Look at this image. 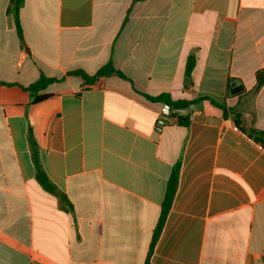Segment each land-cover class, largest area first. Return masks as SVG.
Returning a JSON list of instances; mask_svg holds the SVG:
<instances>
[{"label": "crops", "instance_id": "obj_1", "mask_svg": "<svg viewBox=\"0 0 264 264\" xmlns=\"http://www.w3.org/2000/svg\"><path fill=\"white\" fill-rule=\"evenodd\" d=\"M12 1L0 0V264H264V0H25L18 19ZM110 62L125 78L86 81ZM43 76L52 96L32 103ZM163 94L193 102L188 126L156 130L166 103L147 96ZM30 135L58 193L37 179Z\"/></svg>", "mask_w": 264, "mask_h": 264}, {"label": "trees", "instance_id": "obj_2", "mask_svg": "<svg viewBox=\"0 0 264 264\" xmlns=\"http://www.w3.org/2000/svg\"><path fill=\"white\" fill-rule=\"evenodd\" d=\"M25 0H13L12 1V9L11 12L15 15V17L18 19L19 16V11L21 7L23 6ZM196 57L194 55L189 56L188 61H187V66H186V72H185V87L188 89L192 84H193V71L196 66ZM117 74L122 78H125L124 74L120 71H117L112 62L101 68L95 76L89 77L87 75H84V78L88 83H94L96 80H98L101 77L104 76H111ZM257 80H258V86L257 89H260V87L264 83V71H259L257 74ZM55 82L54 79H50L47 77H41L36 83L31 85L27 90L31 94V100L32 103H40L42 101H45L46 99H49L52 95L51 94H40L42 91L46 90L51 84ZM151 101L154 102H164L171 106L174 109H184L187 108L190 104H192V101H187V100H173L169 94H163L158 97H148ZM214 104H216L213 101ZM218 105V104H216ZM179 124L188 126L189 125V119L188 117L185 116H180L179 117ZM30 144H31V149H32V157L33 161L36 167V172H37V179L39 182L50 192L58 193L57 188L55 185L50 181L48 175L45 173L43 166L41 164V160L39 157V149L36 141L34 140L33 136L30 135ZM179 175H180V162L176 164L174 167L173 173L171 175V178L167 184V189H166V195L163 203V209L161 213V217L159 220V224L155 233V236L153 238L152 242V248H154L162 230L165 225V222L167 220L168 214L170 212V209L172 207L173 199L175 197L177 187H178V182H179Z\"/></svg>", "mask_w": 264, "mask_h": 264}, {"label": "built area", "instance_id": "obj_3", "mask_svg": "<svg viewBox=\"0 0 264 264\" xmlns=\"http://www.w3.org/2000/svg\"><path fill=\"white\" fill-rule=\"evenodd\" d=\"M180 109H174L168 104H165L163 109L159 112L156 130L161 132L165 127L179 124Z\"/></svg>", "mask_w": 264, "mask_h": 264}, {"label": "water", "instance_id": "obj_4", "mask_svg": "<svg viewBox=\"0 0 264 264\" xmlns=\"http://www.w3.org/2000/svg\"><path fill=\"white\" fill-rule=\"evenodd\" d=\"M239 91V89L238 88H236L234 91H233V93H236V92H238Z\"/></svg>", "mask_w": 264, "mask_h": 264}]
</instances>
